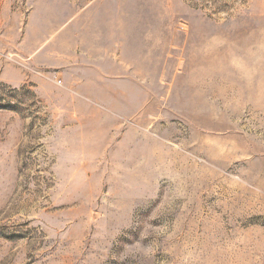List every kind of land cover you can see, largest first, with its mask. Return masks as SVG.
<instances>
[{
  "label": "rangeland",
  "instance_id": "obj_1",
  "mask_svg": "<svg viewBox=\"0 0 264 264\" xmlns=\"http://www.w3.org/2000/svg\"><path fill=\"white\" fill-rule=\"evenodd\" d=\"M0 264H264V0H0Z\"/></svg>",
  "mask_w": 264,
  "mask_h": 264
},
{
  "label": "crops",
  "instance_id": "obj_2",
  "mask_svg": "<svg viewBox=\"0 0 264 264\" xmlns=\"http://www.w3.org/2000/svg\"><path fill=\"white\" fill-rule=\"evenodd\" d=\"M103 53L104 54H102L100 57H103L104 59L109 58L111 61L110 66L114 67L117 71L119 66L121 65L120 61L124 60V55H119L118 49L117 50L116 49L115 50H112V49L104 50ZM88 55H90V54L88 53Z\"/></svg>",
  "mask_w": 264,
  "mask_h": 264
},
{
  "label": "built area",
  "instance_id": "obj_3",
  "mask_svg": "<svg viewBox=\"0 0 264 264\" xmlns=\"http://www.w3.org/2000/svg\"><path fill=\"white\" fill-rule=\"evenodd\" d=\"M58 83H60V81H58Z\"/></svg>",
  "mask_w": 264,
  "mask_h": 264
}]
</instances>
